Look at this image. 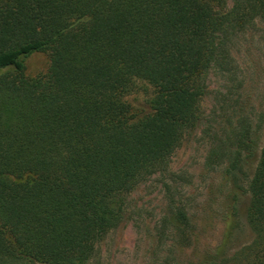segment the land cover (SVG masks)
<instances>
[{
    "label": "trees",
    "instance_id": "trees-1",
    "mask_svg": "<svg viewBox=\"0 0 264 264\" xmlns=\"http://www.w3.org/2000/svg\"><path fill=\"white\" fill-rule=\"evenodd\" d=\"M227 2L0 0V264L90 263L124 221L128 195L168 172L203 124L210 71H234L227 34L264 22V0ZM37 52L48 54V72L28 77ZM140 81L154 93L138 116L126 97ZM248 92L231 105L206 165L235 184L256 162L247 188L254 237L233 250L227 219L216 249L183 258L195 227L174 204L160 236L171 246L165 264H264V108L250 106Z\"/></svg>",
    "mask_w": 264,
    "mask_h": 264
},
{
    "label": "rangeland",
    "instance_id": "rangeland-1",
    "mask_svg": "<svg viewBox=\"0 0 264 264\" xmlns=\"http://www.w3.org/2000/svg\"><path fill=\"white\" fill-rule=\"evenodd\" d=\"M233 4L234 0H228L227 10ZM227 37L234 71L226 72L221 65L210 71L208 92L202 102L203 124L174 154L168 172L151 176L128 195L124 221L99 243L89 264H165L171 246L168 239L160 236L174 204L185 207L195 227V244L182 252L183 258H202L216 249L224 238L227 219H232L234 225L233 250L253 239L247 221V188L256 162L247 165L235 185L220 168H209L206 157L211 141L220 135L231 105L239 106L244 90L251 93L250 106L264 108V22L253 21L244 29H231ZM49 66L47 53H34L26 59V74L44 75ZM153 93L151 85L140 81L126 99L141 116L150 111ZM263 144L264 123L259 131L257 154Z\"/></svg>",
    "mask_w": 264,
    "mask_h": 264
}]
</instances>
